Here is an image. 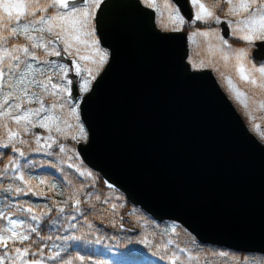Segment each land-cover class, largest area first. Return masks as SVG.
<instances>
[{"label": "water", "instance_id": "water-1", "mask_svg": "<svg viewBox=\"0 0 264 264\" xmlns=\"http://www.w3.org/2000/svg\"><path fill=\"white\" fill-rule=\"evenodd\" d=\"M177 3L191 20L188 0ZM105 5L97 36L110 59L82 105L83 163L200 244L264 256V145L211 71L190 69L186 34L161 33L137 0ZM252 57L264 60V42Z\"/></svg>", "mask_w": 264, "mask_h": 264}, {"label": "snow or ice", "instance_id": "snow-or-ice-1", "mask_svg": "<svg viewBox=\"0 0 264 264\" xmlns=\"http://www.w3.org/2000/svg\"><path fill=\"white\" fill-rule=\"evenodd\" d=\"M137 3L149 10L153 24L161 33L183 30L186 20L177 0H137ZM191 5L195 9L192 23L224 24L223 31L230 30L232 37L247 45L264 42V0H211L208 4L203 0H191ZM102 6L106 7L105 0H0V148H10L23 158L25 151L18 146L34 144V151L48 156L59 155L61 163H66L67 168L74 169L80 177L93 176L83 166L80 152L68 147L65 141L79 144L89 140L82 120V105L87 103L94 82L105 71L110 59L109 51L102 47L97 36L98 16L104 12ZM221 31L210 28L191 32L187 39L194 44L196 37L208 42L206 51L210 58L196 60L190 56L187 63L196 71L209 66L218 71L229 95L247 117L251 130L264 140V127L256 115L264 114V65L249 64L247 48H234ZM194 56H200V52H195ZM217 56L224 71L215 68L211 58ZM260 119L264 120V115ZM37 129L40 132L35 131ZM53 149L58 152L54 153ZM19 167L18 160L10 159L3 173L16 172ZM15 179L24 185L10 189L17 195L43 197L46 193L41 185L47 186L49 192L63 194L56 183L40 179L33 184V179L23 172ZM67 183L71 185V179ZM107 187L113 186L109 183ZM82 190L76 188L62 203L72 201L74 211L79 212ZM52 203L64 213V207L57 201ZM117 207L112 204L111 211L115 212ZM44 208L51 211L47 205ZM21 210L31 214L32 221H39L40 216L34 214L32 207L21 206ZM4 219L8 226L0 227V264H45L43 248L33 251L31 247L33 237L30 233H37L38 228L24 219H12L0 213V220ZM176 234L177 228L173 225L170 235ZM142 242L153 246L147 237ZM155 248L166 264H214L215 257H229L225 251L201 257L172 238L156 244ZM59 256L60 252H55L46 259L56 260ZM65 264H73V261L67 260ZM232 264H264V256L259 259L233 257Z\"/></svg>", "mask_w": 264, "mask_h": 264}, {"label": "trees", "instance_id": "trees-1", "mask_svg": "<svg viewBox=\"0 0 264 264\" xmlns=\"http://www.w3.org/2000/svg\"><path fill=\"white\" fill-rule=\"evenodd\" d=\"M18 147H21L25 154L29 151V147ZM9 149L0 148V213L11 216L13 219H24L26 223L38 228L37 233H30L33 237L31 247L33 251H39L40 248H43L42 255L45 257V264H65L67 260H72L74 257H81L83 259L81 264H166V261L160 258L142 256L137 252H128L126 256L111 253L108 248L111 241L120 238L123 240L121 243H127L123 235H128V233L124 234L119 228L114 230L110 227L112 220L119 218V216L111 211V207L106 205L105 201H102L105 185L98 174L93 172L91 178L84 179L70 169L58 168L59 165L57 164L51 167L50 161L44 160L42 157L25 155L21 158L18 153ZM10 159L18 160L20 167L16 172L9 171L5 174L3 168ZM24 163H27V167L23 169L25 174H43L58 185L60 192L63 193L60 194L59 205L64 207V213H56L54 206H49L44 200L32 198L31 194L17 195L10 190L20 187L19 183L15 182V176L19 171H22L21 166ZM46 165L50 166L52 170H49ZM69 179L72 181L71 185L67 183ZM90 180L92 184H95L91 185ZM91 186L96 194L86 200ZM76 188L83 189L79 195L82 201L79 212L74 211L72 201L69 200L67 204L62 203ZM96 197L100 199L97 200ZM45 205L51 209L50 212L45 210ZM21 206L23 208L32 207L34 214L40 216L39 221H32L30 219L31 214L23 212ZM41 211L44 212L42 216L40 215ZM73 215L76 216L74 220L71 219ZM120 216H126L123 209L120 210ZM127 220L128 222L122 221L123 224L131 227V220L129 218ZM118 223L120 222L115 223L117 224L116 227L120 226ZM134 228L136 231V226ZM58 236L60 239H57ZM71 237H76V239H65ZM116 251L119 254L124 252L119 247ZM55 252H60V256L56 260L49 261L46 259L48 255Z\"/></svg>", "mask_w": 264, "mask_h": 264}, {"label": "rangeland", "instance_id": "rangeland-1", "mask_svg": "<svg viewBox=\"0 0 264 264\" xmlns=\"http://www.w3.org/2000/svg\"><path fill=\"white\" fill-rule=\"evenodd\" d=\"M188 1H189L190 7H191L192 12H193V19H192V21H193L194 17H195V9L191 5V0H188ZM203 2L208 4V3H211V0H203ZM192 21L191 22H186L185 25H184V28L182 30L183 32L186 33L187 36H189L191 34V32H193L195 30H198V29L199 30H208L210 28H219V25H214V24L213 25H205L202 22L192 23ZM185 26H186V29H185ZM229 32H230V30H229ZM195 40H196V43L194 44L191 40L187 39V49H188L187 58L190 57V56H192L196 60H199L201 58H210V57L207 56V51H206L208 42L203 37H196ZM228 40H229V43L234 48L235 47H245V48H247V60H248L249 64L256 65V66L264 65V62L257 63L255 61H253V59L251 57V51H252V48H253V44L252 45H247L244 42L237 41L231 35H230ZM211 42L213 44L216 43V41L214 39H212ZM197 51L200 52V56H194V53L197 52ZM187 58H186V61H187ZM211 59H214L215 68H219L220 71H224L223 64L219 60L218 56L215 57V58H211ZM190 69L192 71H196V70L192 69L191 67H190ZM204 70L211 71V73L214 76L215 80L217 81V84L219 85L220 89L222 90V92L225 94V96L231 102V104L234 107V109L236 110V112L241 117V119H242L243 123L245 124L247 130L255 137V139L259 143L264 145V140H262L256 133H254L251 130V125H250L247 117L244 116L243 110L231 98V96L229 95L227 89L224 87L223 81H222V79L220 77V73L218 71L214 70V68L212 66H209V67L205 68ZM201 71H203V70H201ZM242 87H246V86L242 85ZM256 115H257L258 122H260L262 127H264V120L260 119V117L262 115H264V114L256 113ZM39 132H40V130H39ZM25 138L26 139H31V137H25ZM65 143L70 148H76V146H77L76 143L71 141V140L65 141ZM81 143H84V142H81ZM35 147L36 146L34 144H32L29 147V151L27 152L26 156L42 157L44 160H49L50 161L49 165L51 167H54L55 164H57V165H59L58 168L64 167L66 169H69V168H67L66 163H61V158H60L59 155L48 156V155H45L43 152L34 151ZM2 149H4V148H2ZM9 150H11V149H9ZM53 152L54 153L58 152V149H53ZM47 165H46V167L49 170H52V168L50 166L48 167ZM83 166L86 167L84 164H83ZM26 167H27V163L26 164L24 163L23 166H21L22 171H19L18 173L23 172L26 177H31L33 179V184H37L40 179H45L46 181L55 183V182L51 181L47 176H45L43 174H38V173L25 174V171H23V169H25ZM70 170H72L75 174L78 175V173H76L74 171V169H70ZM89 171H91V170H89ZM91 172L93 173V171H91ZM84 179H86V178H84ZM15 182L19 183L20 187H24L23 182L18 181L16 179H15ZM90 184L94 185L95 183L92 184V181L90 180ZM40 187L43 189V191L46 193V195L41 197V196H36V195H32L31 194L32 198H37V199L44 200V201H46L49 204V206H53L52 201L55 200V201L58 202V205H59L60 198H61L60 194H57V193H54V192H49L47 186L41 185ZM95 194H96V191L91 186V190L88 193V196H87L86 200H89L90 197H92ZM102 201H108L105 204L108 205L109 207H111L112 204H117L118 205V207H117V209H116V211L114 213H115V215L119 216V218H114L112 220V223H111L110 227L115 230L116 228L120 229V226H121V229H122L121 231L124 234L127 232L128 235H129V236L128 235H123V237L125 238L127 243H121L123 240H121L120 238L111 241V245L109 246V248H110V251H111V253L113 255L126 256L128 254V252H132V253L137 252V253H139V255H142V256H151V257H154V258H160L159 255L156 253L155 245L158 244V243H162V242L166 241L169 238H172V239L176 240L180 244V246L185 247V248H187V249H189V250H191L193 252H196L201 257L205 256V254L211 255V254L219 252V251H225V252H227L229 254L228 259H222V258H219V257H215L214 258V264H232V258L233 257H235L237 259H239L241 257L259 259L261 257L259 255H254V254H248V255L239 254V253H236V252H233V251H229V250H225V249L204 248L203 246H200L184 229H182L176 223H173V222H157V221L151 219L150 217H147L145 214L142 213V211L139 208H137V207L133 206L132 204L128 203L125 200L124 195L120 191H117L114 188L109 189L107 186H105V190H104V193H103V196H102ZM72 206H73V203H72ZM60 207H62V206H60ZM121 209L124 210V214L126 216H123V217L120 216V210ZM54 211L56 213H60L59 210H58V207H55ZM128 218L132 222V226L131 227H128V226L124 225L123 222H122V221L128 222V220H127ZM116 222H120V223H118L120 225L119 227H116L117 226V224H115ZM173 225H175L176 228H177V234L174 235V236L170 235L171 227ZM7 226H8L7 219L0 220V227H7ZM134 226H136V228H137L136 231H135ZM128 237H129V240H127ZM145 237H147L149 240H151L153 246H149L148 244L142 242ZM118 247L121 248L122 250H124L123 254L117 253L116 250L118 249ZM82 260L83 259L81 257H74L72 261H73V264H76V263L81 264Z\"/></svg>", "mask_w": 264, "mask_h": 264}, {"label": "flooded vegetation", "instance_id": "flooded-vegetation-1", "mask_svg": "<svg viewBox=\"0 0 264 264\" xmlns=\"http://www.w3.org/2000/svg\"><path fill=\"white\" fill-rule=\"evenodd\" d=\"M192 19H193V18H192ZM192 19L189 20V22H191ZM185 29H186V26H185ZM229 37H230V32H229V35H228V39H229ZM255 43H256V42H255ZM255 43L253 44V48H252V51H251V57H252V53H253V51L255 50ZM252 58H253V57H252ZM253 61H255V62H257V63L264 62V60H263V61H256V60H254V59H253Z\"/></svg>", "mask_w": 264, "mask_h": 264}, {"label": "bare ground", "instance_id": "bare-ground-1", "mask_svg": "<svg viewBox=\"0 0 264 264\" xmlns=\"http://www.w3.org/2000/svg\"><path fill=\"white\" fill-rule=\"evenodd\" d=\"M122 23L124 24L125 22H124V21H122Z\"/></svg>", "mask_w": 264, "mask_h": 264}]
</instances>
